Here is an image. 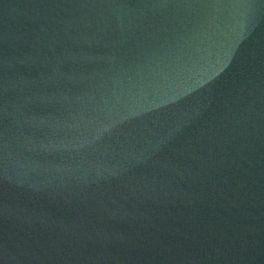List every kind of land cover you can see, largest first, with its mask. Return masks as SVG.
I'll return each instance as SVG.
<instances>
[{"label":"water","instance_id":"water-1","mask_svg":"<svg viewBox=\"0 0 264 264\" xmlns=\"http://www.w3.org/2000/svg\"><path fill=\"white\" fill-rule=\"evenodd\" d=\"M0 264H264V0H0Z\"/></svg>","mask_w":264,"mask_h":264}]
</instances>
